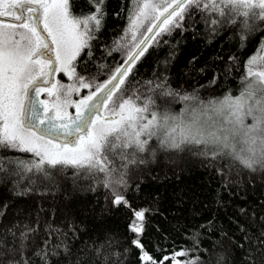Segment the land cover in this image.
<instances>
[{
  "label": "trees",
  "instance_id": "trees-1",
  "mask_svg": "<svg viewBox=\"0 0 264 264\" xmlns=\"http://www.w3.org/2000/svg\"><path fill=\"white\" fill-rule=\"evenodd\" d=\"M70 5L74 15L94 10L89 0H70ZM132 8L133 0H104L102 27L94 33L91 47L73 61V78L61 71L57 81L72 85L79 76L94 77L96 82L107 79L131 47L130 34L121 47L114 42L124 37ZM182 23L157 37L136 62L126 80L128 93L139 89L142 102L152 95L144 82L163 76L181 95L195 92L202 100L238 96L242 82L251 79L248 61L260 54L264 28L242 41L237 25L210 32L211 26L199 13L186 16ZM252 69L264 71V62L257 61ZM87 93L81 89L72 97L76 100ZM157 103L176 113L184 108L179 97ZM150 147L155 155L141 153L145 162L128 164L126 169L120 168L125 162L115 157L113 175L125 173L126 186L120 190L128 206H113L103 173L93 178L86 170L67 167L59 173L52 170V179L26 173L34 182L22 180L19 186L15 183L19 177L0 180V239L5 250L17 249L14 258L20 264L24 259L28 264H45L34 255L40 249L48 252L46 264H104L105 256L107 264H214L217 253L224 255L225 264H249L255 238L264 232V169L254 166L253 171L228 156H202L199 145L165 149L152 140ZM4 157L35 159L30 153L0 148V158ZM11 167L6 165L8 170ZM141 209L149 210L143 232L134 233V213ZM21 233L28 235L23 254L18 250ZM135 239L142 248L133 245ZM57 244L60 247L53 252ZM181 252L184 255H178Z\"/></svg>",
  "mask_w": 264,
  "mask_h": 264
},
{
  "label": "snow or ice",
  "instance_id": "snow-or-ice-1",
  "mask_svg": "<svg viewBox=\"0 0 264 264\" xmlns=\"http://www.w3.org/2000/svg\"><path fill=\"white\" fill-rule=\"evenodd\" d=\"M89 3L94 6L92 12L74 15L70 0H0V148L35 157L0 158V172L6 173L0 180L19 177L15 182L19 186L22 180L34 182L26 173L52 179V170L59 173L67 167L86 170L93 178L103 173L102 182L111 190L113 206H128L120 190L126 186L125 173L113 175L117 171L115 157L125 162L121 169L144 163L141 153L155 155L152 140L165 149L199 145L202 156H228L253 171L257 170L254 166L264 169V71L252 69L257 61L264 62V42L260 54L248 61L247 77L251 79L242 82L238 96L202 100L195 92L181 95L163 76L144 82L152 95L142 102L139 89L129 94L126 87L133 67L151 43L182 27L186 16L199 13L211 26L210 32L237 25L243 41L245 35L264 28V0H133L129 27L121 41L114 42L119 48L131 36L122 63L110 69L102 82L79 76L74 84L58 87L55 74L62 71L72 79L73 61L91 47L94 33L102 27L104 0ZM81 89L88 93L79 100L71 99L72 93L79 94ZM42 94L48 99H41ZM167 97H179L184 108L176 113L157 103ZM70 107L74 113L68 111ZM6 165H11V170ZM147 211H135L132 232H143ZM27 239V233H21V254ZM132 243L142 248L139 239ZM58 247L55 245L53 252ZM16 252L15 248L5 250L0 239V264H20L14 258ZM100 254L97 249V256ZM34 255L46 264L48 252L40 249ZM213 259L214 264H225L221 253ZM247 259L249 264H264V232L255 238V251H250ZM107 260L105 256L104 264Z\"/></svg>",
  "mask_w": 264,
  "mask_h": 264
},
{
  "label": "rangeland",
  "instance_id": "rangeland-1",
  "mask_svg": "<svg viewBox=\"0 0 264 264\" xmlns=\"http://www.w3.org/2000/svg\"><path fill=\"white\" fill-rule=\"evenodd\" d=\"M6 18H9V19H11L10 17H6ZM258 55V54H257ZM259 71H261V70H256L255 69V72H259ZM56 74H58V72L56 73ZM56 74H55V76H56ZM53 77V79L55 80V81H57V79H56V77ZM58 82V87H59V85H65V84H61V82H59V81H57ZM65 86H68V85H65ZM44 95H46V94H42L41 95V99H48V97H45ZM71 99H73V97H72V95H71ZM80 98H78V99H76V100H79ZM74 100V99H73ZM68 111L70 112V113H74L75 112V109L74 108H69L68 109ZM105 115H106V113H104ZM107 115H108V113H107Z\"/></svg>",
  "mask_w": 264,
  "mask_h": 264
},
{
  "label": "water",
  "instance_id": "water-1",
  "mask_svg": "<svg viewBox=\"0 0 264 264\" xmlns=\"http://www.w3.org/2000/svg\"><path fill=\"white\" fill-rule=\"evenodd\" d=\"M6 20H10L9 18H5Z\"/></svg>",
  "mask_w": 264,
  "mask_h": 264
}]
</instances>
